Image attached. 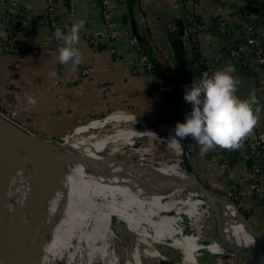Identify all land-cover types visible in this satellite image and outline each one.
Returning a JSON list of instances; mask_svg holds the SVG:
<instances>
[{"label": "crops", "instance_id": "1", "mask_svg": "<svg viewBox=\"0 0 264 264\" xmlns=\"http://www.w3.org/2000/svg\"><path fill=\"white\" fill-rule=\"evenodd\" d=\"M18 1L20 27L16 39L20 49L16 56L14 109L17 118L30 132L42 138H55L72 132L74 128L87 123L92 118L100 117L117 125L129 122L130 127L147 126L151 130H167L171 126L175 129L177 123L184 122L185 115L188 114L184 106L187 107L188 103L183 99L184 87L182 84L179 85L177 80L182 79L187 82L194 79L198 75L200 64H197L190 48L180 35L183 25L182 14L187 6L183 0L130 1L131 16L138 33L148 42L154 61L166 76L172 78L167 80L161 76L162 83L169 86L163 96L147 85V77L142 72L136 75L128 74L127 66L135 52L128 45L124 35L118 38L116 59L103 50L93 52L80 38L76 47L82 53L81 63L86 67L87 73L82 78L76 79V71L72 70L70 63L62 65V71L59 73L57 52L51 45L46 26L44 0ZM111 2L118 29L130 27L126 1L111 0ZM3 8L4 5L0 3V43L4 40V27L1 23ZM57 9L61 16L63 32H67L74 23L81 20L85 22L82 30L93 32L100 29L97 0H76V11L71 16L66 13L65 0H57ZM237 10L241 14L243 24L256 22L253 33L258 38H264V0H245L238 4L235 0H199L198 20L205 29L197 36V48L204 62L210 61L216 54H221V59L212 73L222 70L225 66H234L235 71L232 75L239 81L236 92L238 98L248 99L249 93L254 90L258 101L254 107H261L254 129L264 133V69L244 45L245 54L241 60L231 54L233 44L241 42V40L236 42L241 36V28L235 23ZM221 21L225 26L218 25L217 22ZM142 52L146 54L147 49L143 47ZM11 59L9 53L0 49V95L4 93ZM53 71L57 72L56 77L50 75ZM29 96L36 100L35 106L28 104ZM122 112L130 113L144 122H138L136 119L134 121L133 117ZM95 124L117 127L111 126L112 123L109 126L107 123L95 122ZM92 130L94 129H90ZM150 136L138 139L149 140L154 144V149L161 144L163 148L159 147L157 153L156 150L152 153L170 157L171 152L167 149V145L158 138L155 139L158 141L155 144V140L151 141L153 138H149ZM181 144H184L187 152L188 166L200 183L210 192L224 195L227 185L221 178V170L216 158L221 148L217 147L201 156L200 146L191 138H185ZM165 151L170 155L168 156ZM114 153L119 155V158L123 156V159L133 155V152H124L119 146ZM225 175L226 180L236 184L239 189L246 188L247 165L243 160L234 159ZM260 181L264 188V168ZM239 204L238 210L247 214L245 216L248 220L264 233V214L257 201L243 195L240 196ZM173 208L164 210L163 213L167 217L166 220L163 218L164 225L159 222L152 210L153 218L162 231L175 238L197 236L193 232L179 233L178 228L172 227V214L169 215L167 212L173 211ZM204 219L208 223L207 218ZM209 237L211 250L206 241L187 245L188 264H195V254L199 249L211 254L208 264L218 263L214 256L211 234ZM197 238L199 239L198 236ZM166 244L180 250V245L177 243H174L176 247L171 242ZM186 253L182 252V255L186 256ZM231 262L241 263L240 260L238 262L231 260Z\"/></svg>", "mask_w": 264, "mask_h": 264}, {"label": "bare ground", "instance_id": "2", "mask_svg": "<svg viewBox=\"0 0 264 264\" xmlns=\"http://www.w3.org/2000/svg\"><path fill=\"white\" fill-rule=\"evenodd\" d=\"M113 125L117 127L106 130L108 127L90 121L63 134L57 146L42 141L41 153L54 152L55 147L62 152L58 157L61 162L49 164L41 155L32 160L23 141L16 140L11 172L6 175L10 183L1 200V223L6 225L9 219L15 225V218L20 219L22 229L16 227L15 232L23 236L22 244L15 236L13 243L26 257L34 264H115L117 260L109 258L112 222L123 223L127 230L142 238L148 235L141 231L144 215L152 217L153 210L164 225V219H167L164 210L174 207L185 217L207 218L214 256L220 264L231 263L234 258L241 261L239 264H260L264 254L256 251L252 237L233 217L229 200L210 192L211 200L222 210V219L201 207L190 179L177 159L180 146L169 141L174 135L172 129ZM90 129L104 132L94 137V130ZM87 131L90 132L87 139L82 135L70 139L73 134ZM150 135L167 145L170 157L152 153L153 150L145 146L124 159L112 151L105 152L109 143L124 139L126 145L135 146L133 141ZM40 164L43 171L39 172ZM131 257L132 262L124 264H140L135 252ZM182 257L187 264V257Z\"/></svg>", "mask_w": 264, "mask_h": 264}, {"label": "built area", "instance_id": "3", "mask_svg": "<svg viewBox=\"0 0 264 264\" xmlns=\"http://www.w3.org/2000/svg\"><path fill=\"white\" fill-rule=\"evenodd\" d=\"M187 6L183 10V25L181 27L180 35L182 40L190 48L195 61L200 64L197 79L201 78L204 73L211 76L213 68L221 59V54H216L210 61L204 62L200 57L197 48V36L204 31V26L198 20V3L199 0H183ZM245 0H235L236 4ZM251 1V0H247ZM45 2V21L50 35L51 45L53 49L60 46L59 41L53 37L56 28L62 30L61 16L57 9V0H44ZM66 13L71 16L76 11V0H65ZM4 5L1 23L4 27V40L0 43V49L10 54L12 57L8 66V78L5 85L4 93L0 95V117L7 120L14 126L21 130H28L21 120L16 116L14 109V90H15V74H16V56L19 52L20 45L17 42L16 35L20 27V4L18 0H0ZM99 9L100 29L93 32H87L80 29V38L84 40L93 52L103 50L107 52L114 59L117 58V43L120 35H124L128 45L134 49V56L127 66L129 75H136L142 72L147 77V85L151 86L156 92L165 93L169 86L162 83L161 76L156 72L151 63L147 60L142 49L139 47L137 40L133 36L130 27L126 26L119 30L114 20L111 0H97ZM220 27L225 26L224 22H217ZM235 23L240 26L241 42L240 44H233L231 47V54L241 60L245 54L243 45L246 50L253 55L257 63L264 69V38H258L253 33L255 23L244 25L241 19V14L236 11ZM57 52V51H56ZM59 73L62 71V65L59 64ZM87 73L86 67L81 63L76 70V79L82 78ZM194 78V79H195ZM194 79L185 83L186 86H191ZM181 85V84H179ZM178 86V85H176ZM56 87L58 85L56 84ZM164 98V97H162ZM191 109L190 104H188ZM130 117L135 118L138 122H144L134 115L122 112ZM100 118H92V120H99ZM127 122H123L125 125ZM129 123V122H128ZM127 123V124H128ZM130 124V123H129ZM173 130V127H169ZM75 129V128H74ZM73 129V130H74ZM30 133V132H29ZM31 134V133H30ZM38 137V136H36ZM239 158L247 165V186L245 189H239L236 184L226 180V171L231 164V158ZM218 167L221 170V178L226 182L227 190L223 197L234 204L238 209L240 204V196H249L255 199L264 214V188L261 186L260 175L264 168V133L257 131L254 128L241 141L240 147L236 150L221 149L216 155Z\"/></svg>", "mask_w": 264, "mask_h": 264}, {"label": "clouds", "instance_id": "4", "mask_svg": "<svg viewBox=\"0 0 264 264\" xmlns=\"http://www.w3.org/2000/svg\"><path fill=\"white\" fill-rule=\"evenodd\" d=\"M84 23L83 20L74 23L67 32L56 28L53 33L60 45L56 49L58 63H70L73 71L83 59L76 45ZM234 71V66H225L211 76L204 73L201 78H195L191 86H186L183 99L190 104L191 111L185 115L183 123L176 124L169 141L179 144L185 138H191L200 146L201 156L217 147L224 150L240 147L241 141L255 127L261 107H254L258 104L254 90L248 99L241 100L236 96L239 81L232 75ZM50 75L56 77L57 72ZM27 102L33 106L36 104L31 96L27 97ZM260 264H264V257L260 258Z\"/></svg>", "mask_w": 264, "mask_h": 264}, {"label": "rangeland", "instance_id": "5", "mask_svg": "<svg viewBox=\"0 0 264 264\" xmlns=\"http://www.w3.org/2000/svg\"><path fill=\"white\" fill-rule=\"evenodd\" d=\"M92 121L96 122L94 120H92ZM107 124H108V126H109V124H111V126H114L113 125L114 122H109ZM122 126L130 127L131 125L129 123L128 124L126 123L125 125H122ZM112 129H115V127L106 128V130H112ZM25 132L29 133L30 130H26ZM102 132H104V131L103 130H98V131L94 130L93 131V134H95L94 137H97ZM30 133L35 137L37 136V135L33 134L32 132H30ZM67 133H70V132H67ZM89 133L90 132H86V133L84 132L80 135L79 134H73L70 136V139L73 140L75 138L81 137V135L83 138L87 139L88 135H90ZM63 136L64 135H60V136H58V138L57 137H55V138L54 137L53 138H44L43 137L42 138L40 136H38V137L43 139V142H45V144L51 143L52 145L57 146L59 144L60 138ZM149 138H153V139H151V141H154L157 137L156 136H150ZM89 139H92V138L89 137ZM156 141L157 140L154 141L155 144L157 143ZM133 142L136 143V145L130 146V145L125 144L126 141L124 139H120L117 142L109 143L105 148V152H111V151L115 152L116 149L118 148V146L120 149H122L124 151L127 150L130 152H135L137 150L141 151L143 146L149 147L148 149H151L153 151L154 150L159 151V147H162V145L159 143L160 145L157 146L158 148L154 149V146H153L154 144H151V142L149 143V140H143L142 141L141 139L140 140L136 139ZM178 145L180 146L181 142ZM55 148L56 149L54 152H46V154H49L46 156L48 158L46 160H48V161L56 160L57 162H61V161H59L60 159H58V157L60 158V156H62V152H61L60 148H58V147H55ZM163 150H166V149H163ZM158 151H156V152H158ZM167 154L170 155L168 151H167ZM167 213L169 215L172 214L171 215L172 216V227L178 228L177 230H179V233H181V231H182V233H185V234L189 233V232H191V233L193 232V233L197 234L199 239L197 238V236H193V235H191L189 237H185V238H175V237H171V236L166 235L162 231V229L160 228L159 224L154 220L153 214H152V217H151V215L148 217L144 215V218L141 220V224H142L141 231L146 232V233L148 232V235L145 237L141 236L142 238H140V236H138L136 233L130 232L129 230H127L123 223L115 221V222L111 223L113 225L112 226L113 234H112L111 239H109L110 248H111V250H110L111 255H109V258H111V259L115 258V260H117L115 262V264H124L126 261L132 262L131 254L133 252H135L136 257H137V262L138 263L140 262V264H186L185 262H183L182 252L186 253V251H187L186 247L188 244H190V243L198 244V242L206 241L208 248L211 250L210 237H209V233H208L209 224L206 223V221L203 217H198L197 219L185 217L182 214H179V209H173V211H169ZM20 222H21L20 219L16 217L15 222H14L15 225H13V223H10L9 219H7L6 225L2 222L1 227L4 230L10 229L11 227H15V229H16V227H18L19 230L21 231L22 225ZM126 233H127V236L125 235ZM170 242L173 244L174 247H176V244H174V243H178L180 245V250L176 249V248H172V247H170V245L166 244V243H170ZM149 254L152 256H150ZM186 255L188 256L187 253H186ZM209 255H211V254L208 253L207 251H205L203 249H199L198 251H196V254H195V259H196L195 264H207L208 260L209 259L211 260V258H209ZM216 262H217V260H216ZM231 263H226V264H231ZM187 264H188V262H187ZM217 264H220V262L218 261ZM232 264H236V263H232Z\"/></svg>", "mask_w": 264, "mask_h": 264}, {"label": "water", "instance_id": "6", "mask_svg": "<svg viewBox=\"0 0 264 264\" xmlns=\"http://www.w3.org/2000/svg\"><path fill=\"white\" fill-rule=\"evenodd\" d=\"M128 7V17H129V26L131 32L139 47L142 49L145 47L147 49V53L145 54L147 60L151 63L153 68L157 71V73L164 77L167 80H171L172 78L165 75L160 66L154 61L151 56L150 48L148 42L145 38H143L137 31L135 27V23L131 16L130 9V1L125 0ZM177 82L183 85L184 90L186 89L185 83L186 81L182 79H178ZM187 109L188 113H190L191 109L187 106H184ZM173 127V126H172ZM16 140H22V144L28 148L29 156L33 159H39L37 155H41L42 160L47 164L57 162V161H48L46 156L49 154L41 153L43 148L39 147L43 142V139L39 137H35L32 134H29L20 128L14 126L7 120L0 117V261L2 264H34L28 257L24 255L22 249L17 247L15 243H13V236L15 234V227H11L10 229H2L1 227V216H2V208H1V200L2 197L7 190L10 178H6L7 173L11 172V161L13 156V151L15 148ZM41 141V143H39ZM44 145V143L42 144ZM41 145V146H42ZM177 159L183 166L185 172L187 173L190 179V185L193 187L196 195L198 196L201 206L212 216L218 219H222V210L220 207L215 205L210 198V191L207 190L197 179L196 175L192 172L187 163V152L184 144L180 145V151L177 153ZM42 161V162H43ZM39 172L43 171L41 164L38 167ZM11 175V174H10ZM40 182L43 184V180L40 178ZM233 210L232 215L235 219L240 221L241 226L249 233L252 237L253 245L256 248V251L260 254H264V233L259 231L243 214L240 210L235 208L232 204ZM235 262L239 260L237 258L232 259Z\"/></svg>", "mask_w": 264, "mask_h": 264}, {"label": "trees", "instance_id": "7", "mask_svg": "<svg viewBox=\"0 0 264 264\" xmlns=\"http://www.w3.org/2000/svg\"><path fill=\"white\" fill-rule=\"evenodd\" d=\"M238 39H239V40H237L236 42L240 41V40L242 39V37L239 36ZM236 42H235V43H236ZM99 120H103V119H99ZM150 158H151V159H157L158 157H156V156H151ZM234 159H235L234 157L231 158V162H232ZM243 214H245V213L243 212ZM245 215H247V214H245ZM14 236H15V238L18 240L19 244L21 245V244H22V238H23V236H22L21 234L17 233V232H15ZM186 257H188V256L186 255ZM207 264H208V262H207Z\"/></svg>", "mask_w": 264, "mask_h": 264}]
</instances>
